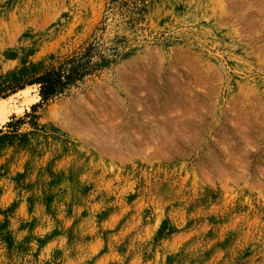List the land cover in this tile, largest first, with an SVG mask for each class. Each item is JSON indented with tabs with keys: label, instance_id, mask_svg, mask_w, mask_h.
Instances as JSON below:
<instances>
[{
	"label": "rangeland",
	"instance_id": "374dc122",
	"mask_svg": "<svg viewBox=\"0 0 264 264\" xmlns=\"http://www.w3.org/2000/svg\"><path fill=\"white\" fill-rule=\"evenodd\" d=\"M91 43L0 130V264H264V0H0V100Z\"/></svg>",
	"mask_w": 264,
	"mask_h": 264
},
{
	"label": "trees",
	"instance_id": "16d2710c",
	"mask_svg": "<svg viewBox=\"0 0 264 264\" xmlns=\"http://www.w3.org/2000/svg\"><path fill=\"white\" fill-rule=\"evenodd\" d=\"M97 50V46L91 43L78 56L65 61L58 68H53L34 80V84L41 86L42 101L53 100L65 90L104 67L108 62Z\"/></svg>",
	"mask_w": 264,
	"mask_h": 264
},
{
	"label": "water",
	"instance_id": "95a60500",
	"mask_svg": "<svg viewBox=\"0 0 264 264\" xmlns=\"http://www.w3.org/2000/svg\"><path fill=\"white\" fill-rule=\"evenodd\" d=\"M40 88V85H34L0 100V130L41 100Z\"/></svg>",
	"mask_w": 264,
	"mask_h": 264
},
{
	"label": "bare ground",
	"instance_id": "6f19581e",
	"mask_svg": "<svg viewBox=\"0 0 264 264\" xmlns=\"http://www.w3.org/2000/svg\"><path fill=\"white\" fill-rule=\"evenodd\" d=\"M111 133V132H110ZM114 134V133H113ZM119 143V142H118Z\"/></svg>",
	"mask_w": 264,
	"mask_h": 264
}]
</instances>
